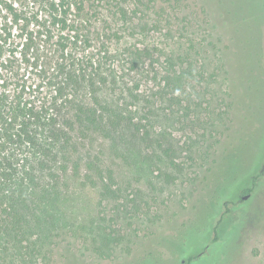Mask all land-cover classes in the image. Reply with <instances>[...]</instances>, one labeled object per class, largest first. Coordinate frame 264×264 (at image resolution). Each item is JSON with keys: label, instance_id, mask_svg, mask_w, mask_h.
Instances as JSON below:
<instances>
[{"label": "rangeland", "instance_id": "obj_1", "mask_svg": "<svg viewBox=\"0 0 264 264\" xmlns=\"http://www.w3.org/2000/svg\"><path fill=\"white\" fill-rule=\"evenodd\" d=\"M217 1L221 0H188L189 27L195 24L199 34L198 51L193 49L196 65L204 63L206 72L185 78L181 89L166 83L172 68L167 55L176 51L178 36L165 35L164 20L159 27L146 10L134 15L128 7L133 20L120 17L116 23L108 17L103 22L107 31L117 34L108 41L103 96L136 122L151 118L156 138L167 131L176 150L175 163L163 149L142 142V131H136L142 155L109 133L94 131L78 139L75 132L78 149L70 147L68 170L60 176V186L68 194L62 208L69 223L58 225L64 231L57 237L51 264H178L179 256L184 261L195 257L206 240L202 232L217 209V195L206 196L207 170L238 119L240 130L215 168L217 177H225L220 195L219 187L215 192L233 200L221 222L219 215L212 222L218 223L220 239L225 234L227 239L194 264H264V0H229L243 12L242 21L238 16L231 19L233 44L230 33H220L225 28L210 22L198 5L210 12L218 7ZM234 7L224 9L222 4L219 11L229 20ZM182 36L184 46L190 45L187 35ZM235 62L245 72L242 79ZM162 89L163 98L158 93ZM179 100L181 104L175 105ZM127 133L131 141L132 131ZM115 137L119 140L118 134ZM254 176L261 185L253 186ZM106 184L112 191L104 188ZM243 188L252 189L247 199L241 198ZM152 251L153 258L144 256Z\"/></svg>", "mask_w": 264, "mask_h": 264}, {"label": "trees", "instance_id": "obj_2", "mask_svg": "<svg viewBox=\"0 0 264 264\" xmlns=\"http://www.w3.org/2000/svg\"><path fill=\"white\" fill-rule=\"evenodd\" d=\"M126 3L121 0H0V264H51L57 237L64 231L58 225L69 223L62 208L68 194L60 186V176L68 170L70 147L78 149L75 132L78 139L87 138L94 131L109 133L114 141L121 140L125 146L132 144L142 155L136 133L142 131V142H148L150 148L163 149L171 163L174 162L172 155L176 150L167 131L156 138L155 122L151 118L145 123L136 122L114 101L103 96L108 76L105 61L111 52L108 41L117 34H111L108 26L102 24L108 17L116 23L120 17L131 16L133 20L128 7L134 15L146 10L147 16L159 27L164 20L165 35L178 36L176 51L167 55L166 62L172 68L166 83L179 89L185 78L206 72L204 63L197 68L193 51L197 50L195 40L199 34L195 24L189 27L188 0H126ZM216 3L218 7H212L210 12L203 4H197L206 10L210 22L225 28L220 33H230L233 44L235 27L231 19L238 16L242 21L243 12L229 0ZM222 4L224 9L235 8L229 20L219 11ZM172 17L176 20L171 22ZM182 35H187L190 45L185 47L179 40ZM235 65L236 74L242 79L245 72L239 70V63ZM242 89L245 91L246 84ZM158 93L164 97V89ZM228 93L234 96L235 92ZM89 96L93 102L87 101ZM179 103L180 100L174 102ZM231 106L234 104L230 103ZM186 107L190 108L191 103ZM238 121L230 128L232 131L225 143L222 139L228 131L223 132L222 145L207 170L206 196L212 199L217 195V209L202 232L206 240L199 245L200 252L195 257L184 261L179 256L178 264H194L196 258L210 254L215 245L227 239V234L220 239L217 226L230 212L233 200L231 196L219 197L215 192L219 187L220 195L225 180L222 175H215V168L227 152L232 136L240 130ZM128 130L132 131L131 141ZM257 162L244 175L240 188L253 174ZM97 171L103 177L100 167ZM252 179L254 187L261 185L257 176ZM104 188L112 191L110 185ZM251 191V188L242 189L244 193ZM216 215L219 220L213 225ZM153 252L144 256L153 258Z\"/></svg>", "mask_w": 264, "mask_h": 264}, {"label": "water", "instance_id": "obj_3", "mask_svg": "<svg viewBox=\"0 0 264 264\" xmlns=\"http://www.w3.org/2000/svg\"><path fill=\"white\" fill-rule=\"evenodd\" d=\"M250 196V194H246L243 196L244 199H247Z\"/></svg>", "mask_w": 264, "mask_h": 264}, {"label": "flooded vegetation", "instance_id": "obj_4", "mask_svg": "<svg viewBox=\"0 0 264 264\" xmlns=\"http://www.w3.org/2000/svg\"><path fill=\"white\" fill-rule=\"evenodd\" d=\"M246 194H250V192H249V193H244V192H242V196H241V198L244 199L243 196L246 195Z\"/></svg>", "mask_w": 264, "mask_h": 264}]
</instances>
